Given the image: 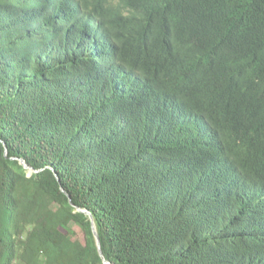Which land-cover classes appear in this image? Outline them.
Wrapping results in <instances>:
<instances>
[{"label":"trees","instance_id":"16d2710c","mask_svg":"<svg viewBox=\"0 0 264 264\" xmlns=\"http://www.w3.org/2000/svg\"><path fill=\"white\" fill-rule=\"evenodd\" d=\"M77 207L113 264H264V0H0V264H104Z\"/></svg>","mask_w":264,"mask_h":264},{"label":"water","instance_id":"95a60500","mask_svg":"<svg viewBox=\"0 0 264 264\" xmlns=\"http://www.w3.org/2000/svg\"><path fill=\"white\" fill-rule=\"evenodd\" d=\"M21 162L24 164V166H25L26 168H30L31 170H34V169H32L31 167H29L27 164H25L23 160H21ZM77 209L83 211L84 213H86V214L89 216L90 220H91V223H92V230H93L94 236H95V238H96V242H97L98 250H99V253H100V255H101L102 259H103L104 264H113V263H111L110 261H108V260L105 258L104 254H103V251H102V248H101L100 239H99V237H98L97 229H96V227H95L94 220H93V218H92L91 213H90L88 210L81 209V208H79V207H77Z\"/></svg>","mask_w":264,"mask_h":264},{"label":"rangeland","instance_id":"374dc122","mask_svg":"<svg viewBox=\"0 0 264 264\" xmlns=\"http://www.w3.org/2000/svg\"><path fill=\"white\" fill-rule=\"evenodd\" d=\"M27 170H28V173H31V171H32L30 168H27ZM75 228L77 230L76 237L81 239L82 241H84V234H83L82 230L78 226H75ZM18 264H24V263L18 262Z\"/></svg>","mask_w":264,"mask_h":264}]
</instances>
